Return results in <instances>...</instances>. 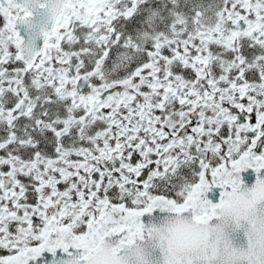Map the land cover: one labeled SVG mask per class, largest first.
Segmentation results:
<instances>
[{
  "label": "snow or ice",
  "instance_id": "snow-or-ice-1",
  "mask_svg": "<svg viewBox=\"0 0 264 264\" xmlns=\"http://www.w3.org/2000/svg\"><path fill=\"white\" fill-rule=\"evenodd\" d=\"M0 264H264V0H0Z\"/></svg>",
  "mask_w": 264,
  "mask_h": 264
},
{
  "label": "water",
  "instance_id": "water-1",
  "mask_svg": "<svg viewBox=\"0 0 264 264\" xmlns=\"http://www.w3.org/2000/svg\"><path fill=\"white\" fill-rule=\"evenodd\" d=\"M251 182V181H250Z\"/></svg>",
  "mask_w": 264,
  "mask_h": 264
}]
</instances>
